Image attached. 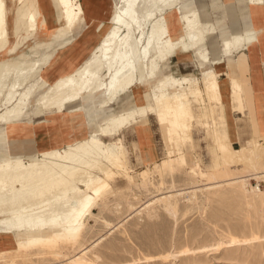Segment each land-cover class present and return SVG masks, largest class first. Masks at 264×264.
I'll use <instances>...</instances> for the list:
<instances>
[{"label":"rangeland","instance_id":"rangeland-1","mask_svg":"<svg viewBox=\"0 0 264 264\" xmlns=\"http://www.w3.org/2000/svg\"><path fill=\"white\" fill-rule=\"evenodd\" d=\"M114 1L109 0L105 22L100 25L97 36L110 23ZM179 1L183 12L185 9L194 11L190 1L194 5L196 3L201 14L208 6V0H195V3L193 0ZM71 2L79 16L74 27L68 28L62 18L64 9L55 0H4L9 41L5 51L0 54V64L36 62L42 63V67L22 116L0 124L8 125L6 130L0 132V160L8 156L26 161L29 156L8 152V134L18 131L13 124L27 115L28 110L33 116L39 114L36 106L45 91L40 89V84L46 81L41 76L42 69L83 29L78 30L84 24L81 2ZM233 20L229 16L228 22ZM26 21L32 22L36 30L31 31ZM242 21L243 26L250 25L247 13L242 14ZM73 33L72 38L66 37ZM95 44L96 38L70 69L59 76L79 67ZM167 62L162 63L156 79L132 88L135 99L146 96V105H153L152 92L160 94L155 81L172 76L162 72ZM5 68H0V73H4ZM230 68L233 67L230 65ZM187 73H190L189 70ZM183 74L186 72L181 71L178 76ZM191 74L198 76L195 71ZM230 75L240 83L235 72ZM55 79L46 81L47 85H51ZM221 79L222 76L219 81ZM187 87L183 85L184 90ZM167 91L172 92L169 85ZM101 100V93L81 99L80 102L87 107H79L74 112L89 113V107L102 112L104 108L99 106ZM214 105L209 100L202 103L193 100L187 105L186 117L182 118L191 124V130L186 132L189 135L187 141L181 138L179 128L172 125L173 117L151 113L156 117L162 133L153 117L149 116L145 123L147 130L142 137L145 145L153 146L158 155L154 153L157 155L154 157L156 163L144 168L135 157L134 134L130 129L123 131L119 138L125 158L118 167L111 166L113 173L106 179L108 187L96 199L92 214L85 220L81 231L74 236H57L51 232L33 239L22 236L4 242L0 239V264H264V136H254L238 147L232 134L235 127L232 123L236 117L232 115L234 105L225 106L227 126L223 124L224 121H217L219 117H216L218 132L226 134L223 142L229 146L225 150L239 151L226 163L220 158L225 150L222 152L218 149L219 143L212 129L211 106ZM1 109L4 108H0V113ZM220 112L219 108L214 107L215 116ZM62 113L58 115L64 117L61 120L70 122L69 125L72 124L74 128L82 122L83 118L78 113L68 116ZM110 116H104L102 124ZM45 117L33 118L29 128L34 131L41 128L45 132ZM194 122L197 127L207 130L208 140H200L197 133L193 134L192 139ZM82 129L85 137L89 129L85 126ZM162 134L167 156L159 161L163 153ZM101 141L105 142L103 139ZM256 141L263 151L261 158L256 163L246 161L245 157L250 152L253 154ZM193 143L196 146L187 153V145L193 148ZM59 147L62 145L50 150L62 149Z\"/></svg>","mask_w":264,"mask_h":264},{"label":"bare ground","instance_id":"bare-ground-1","mask_svg":"<svg viewBox=\"0 0 264 264\" xmlns=\"http://www.w3.org/2000/svg\"><path fill=\"white\" fill-rule=\"evenodd\" d=\"M55 1L64 9L62 18L68 28L73 27L79 13L71 0ZM249 1L260 4L264 0ZM7 22L5 3L0 0V54L8 46ZM26 24L31 31L36 30L32 22L26 21ZM219 25H222L221 19L207 24L200 20L198 13L181 14L177 0H115L110 23L96 37L90 55L79 67L51 85L46 81L40 84V89L45 91L36 106L38 113L60 114L68 105L97 93L103 97L101 107H108L127 90L156 79L162 63L179 54L195 55L197 66L202 69L201 76L156 80L155 87L160 94L152 92L153 105H146V96H137L134 108L111 116L95 133L62 149L29 155L27 162L22 158L2 157L0 239L3 242L16 236L33 239L51 232L57 236L77 235L92 214L96 199L108 187L106 179L113 173L111 166L118 167L125 158L120 141L102 142L101 139L115 137L120 130L136 124L149 113L173 117L172 125L179 128L185 141L189 138L186 132L191 130V124L182 118L186 117V107L191 101H211L226 120L225 106L239 101L241 83L230 73H226L224 82L219 81L215 68H205L219 61L210 60L207 51L199 52V45L215 33ZM258 34V30L245 29L231 35L222 46L223 55L251 43ZM3 67L6 71L0 73V108H4L0 124L22 116L33 83L40 78L42 63L5 62L0 64V68ZM168 85L172 92L167 91ZM183 85L188 86L186 90ZM20 90L23 92L18 93ZM214 106H211L212 129L219 143L217 147L223 152L229 145L223 142L226 134L218 132ZM232 109L241 112L240 107ZM260 148L256 141L253 154L250 152L245 160L258 162L263 152ZM238 154L239 151L229 149L220 158L228 163Z\"/></svg>","mask_w":264,"mask_h":264},{"label":"crops","instance_id":"crops-1","mask_svg":"<svg viewBox=\"0 0 264 264\" xmlns=\"http://www.w3.org/2000/svg\"><path fill=\"white\" fill-rule=\"evenodd\" d=\"M193 1L195 3V0ZM80 2L84 11V24L78 30L83 29L71 42L69 39L70 43L58 51L54 59L42 69L41 76L47 82H51L60 74L70 69L83 52L92 44L98 34L100 25L106 18L109 8V0H80ZM190 3L194 11L185 9L183 12V7L180 1L177 0V8L179 12L185 14L196 11L195 13L199 14L200 20L207 24H214L217 19L222 20V25L218 26L216 32L208 35L206 41L199 45L201 46L199 52L203 53L207 51L209 58H211L210 60L219 61L218 64L206 65L205 68L209 66L215 68L219 72V77H223L221 81L224 82L226 79V73L231 72H235L240 80L242 90L239 92V102L236 104L233 103V105L234 107H240L241 112L235 110L232 111V115L236 116L232 123L235 125L232 131L233 141L238 147H240L243 143L254 136H264V1L260 4H251L249 0H208L207 11H203V14H201L200 10L197 8L196 3L195 5L192 1H190ZM243 13H247V19L250 23L249 26H243ZM229 16L234 18L231 23L228 22ZM245 29L258 30L259 34L251 43L246 44L237 51H233L230 55H223L222 46L228 43L230 36L236 35ZM73 36L74 33L72 36L68 35L66 37L72 38ZM204 46H206V49H203ZM186 59H189V61L185 62ZM230 65L233 68H230ZM187 70H189L190 73H187ZM181 71L184 73L186 72V74L178 76ZM193 71L197 72V77L191 74ZM162 72L177 78H200L202 69L197 66V61L194 58V55L186 53L171 57ZM66 74L61 75V77ZM134 95L135 92L133 89L127 90L119 95L108 107H104L102 112L92 109L91 107H89V113L84 111L74 112V110L79 107H87L84 102H77L68 105L62 115L68 116L70 114L78 113L83 118L82 122L76 125L75 128L72 124L69 125L70 122L62 121L61 119L64 117L58 116L61 114L50 112L39 113L33 116L28 110L27 115L23 116L21 120L13 124L18 131L16 130L14 133L8 134L9 142L7 150L10 154H24L27 156L34 153H44V151L56 148L59 145H62V147L59 148H63L69 143L85 139L91 132H94L98 127H101L106 123L111 116L124 113L125 111L134 108ZM101 102L99 105L100 107ZM110 114L111 116L102 124L103 117ZM37 116H47L43 119V123L46 126L45 132H43L41 128H38L36 131L29 128L33 123V118ZM149 116L153 117L156 125L162 133V129L156 117L149 114L146 119H142L138 123L129 125L120 130L115 137L103 138L105 142L120 141L122 144L119 135L123 131L130 129L135 138V143L133 145L135 157L137 162L141 164L143 168L156 163L154 162V157L158 155L153 146L150 144L145 145L142 137L143 133H146L145 131L147 130V127L145 123ZM215 117H219L217 121L222 120L224 121L223 124L225 123L226 125V120L224 119L222 112ZM193 124L192 139L194 138L193 134L197 133L196 136L200 140H208L209 137L207 136V130L205 131L202 127H197L196 122ZM79 126L88 127L89 132L85 137H83V127ZM7 127V124L1 125L0 132L6 130ZM194 145L196 146V144L193 143V148L187 145V153H189L191 149H194ZM36 146H38V148H36ZM162 152V158L159 161L167 156L164 139ZM125 153L127 157L126 149ZM154 153L157 155H154ZM112 183L116 182L113 181Z\"/></svg>","mask_w":264,"mask_h":264}]
</instances>
